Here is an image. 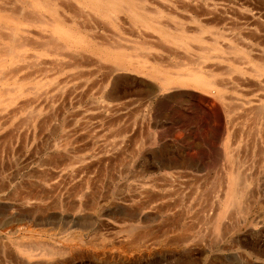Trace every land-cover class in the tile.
Wrapping results in <instances>:
<instances>
[{"label": "rangeland", "instance_id": "1", "mask_svg": "<svg viewBox=\"0 0 264 264\" xmlns=\"http://www.w3.org/2000/svg\"><path fill=\"white\" fill-rule=\"evenodd\" d=\"M131 1L148 29L126 13L121 28L95 14L76 24L109 43H146L149 69L215 71L224 100L192 85L163 91L144 70L112 80L117 64L98 60L6 72L3 87L26 94L0 111V264H264V0ZM168 36L185 43L162 44ZM233 173L238 203L227 202ZM26 229L62 250L71 233L84 242L30 256L14 240Z\"/></svg>", "mask_w": 264, "mask_h": 264}, {"label": "bare ground", "instance_id": "2", "mask_svg": "<svg viewBox=\"0 0 264 264\" xmlns=\"http://www.w3.org/2000/svg\"><path fill=\"white\" fill-rule=\"evenodd\" d=\"M136 7H135L134 2L131 0H0V65L2 64V67H3V70H1V72H0V85L2 86V87L0 86V111L6 110V113L9 112V110L7 111V109L14 104V100L16 99V96H22V95H24V93L26 94L25 88H24V91H22L23 88L21 89L20 86H18V87L16 86L15 88H12L11 91H10V89L8 91V89L6 87H3V84H1V83H2V81L6 82L5 76L7 74L5 75V73L8 72L10 74V76L12 74L15 75L14 72L16 73V70L18 67H20V65L21 66L23 65V67L27 66L26 67L27 69L35 68L37 66L38 67L42 66L43 63H46L45 60H48V59H46L47 57L52 60L51 63L55 66L54 68L61 69V71L64 70L67 65H70L72 67L73 71L75 69L83 71L82 69H85V68L88 69V66H91V64L93 63V60H98L99 62L104 61L106 63L112 62V63L117 64L116 65L117 68H115L113 71L109 70L110 71L109 73L113 77L112 80H115V75L118 73H121V72H129V73L130 72H133V73L137 72V73L143 74L142 72L144 70V71H148L152 76H162V79H163L162 82L164 84V86L162 88L163 91H168L170 93L171 91H174L175 88L176 89H178V87L180 88V86L183 87V86L192 85V86H195L197 88L209 90L213 93H216V96L221 101H223L224 100V97H223L224 94L222 95V93H224L223 88H225V87H223L217 81V78H215V77H217V75L214 73L215 71L212 72V70H211L209 73H207L208 74L207 76H209V77H206V76H203L204 71L202 73V71L200 72V70L196 68L193 70L194 71L199 70V72L198 71L190 72L189 69H186V67H185L186 65H183L184 67L182 65L180 66V68L183 67L184 72L182 74H178V75H169V73L166 74L167 72H165L162 68L160 69V68H156V67L151 66L152 68L150 67V69H149L148 65H147L148 67L143 66V65H145V63L147 64L148 61H151V60H149V58H147L149 56L146 55V52H148L152 48H150L148 45H146L145 42H144L145 44H143L141 46L134 44L135 46L129 45V47L128 46L126 47L125 46L126 44L123 43L124 46L122 45V39H121V41L115 40V42L109 43L110 41H107L108 40L107 36H109V35L105 36L107 39L106 40L104 38V35L102 37V36L96 34L95 31H94V34H90L89 32H93L92 29L90 31V30H87L86 27H85L86 29L79 28L84 23L85 24L86 23H92V21H91L92 19L90 18L91 16L89 14H93V15L95 14V15H97V17L99 16V18L101 19V21H103V23L107 22V23L113 25L114 28L115 27L121 28V27L125 26L124 24H126V22L123 21L119 15L121 13H126V14L130 15L131 17H133L135 20H137L138 21L137 23H141V24L145 25V27L148 29L147 22L142 21L143 19L141 18V15H140V11H141L140 9L141 8L139 9V7H138V9H137ZM155 11L157 12V14H158V12H160L157 9L153 10V12H155ZM156 12H155V14H156ZM85 16L89 17V19L86 18V19H88V22L84 21V23H82L80 26H78L76 24L77 19H82L83 17L85 18ZM84 18H83V20H84ZM70 23L72 25L76 26L80 32H81L80 29H82L83 32L88 35L89 39L84 37L83 35H81L82 32L80 33L77 30V28H76L77 31L76 30L73 31L72 30L73 28L71 29L72 26L70 28L69 27L65 28ZM79 23H81V22H79ZM154 23H159V22H154ZM93 25H95L94 30H97L100 28L102 29L101 23L99 24L96 20H95V24H93ZM93 25H91V26H93ZM158 25H160V24H158ZM185 32H186V30H185ZM138 35L143 36V33L138 34ZM139 38L144 40V38H146V37H144V38L139 37ZM195 39L200 40L199 37L195 38ZM160 40L163 42L162 44L171 43L174 45H179V43H181V44L185 43L184 42L185 39H183L181 36H179V37L168 36V37H165L164 39H160ZM132 42H133V40H132ZM134 43H135V41H134ZM95 45H98L100 47H105L108 50L107 51H105V50L98 51L94 48ZM157 45L158 44L156 43L153 46H157ZM182 46L184 48H186L185 44H183ZM180 47H181V45H180ZM214 47L217 48V46H214ZM214 47L211 49V51H213L214 49L217 51L219 50V48L216 49ZM205 49H207V47ZM208 50H210V49H208ZM30 51H34L35 55L32 54L33 52L30 54ZM155 51H157V50H155ZM202 51L204 52L205 50H202ZM221 51L222 50L220 48L219 52H221ZM231 51H233V50H231ZM157 52H155V54ZM223 52L225 53L224 50H223ZM233 52H235V51H233ZM233 52H232V54H236V55H237V53H239L237 50L235 53H233ZM151 53H154V52H151ZM144 54L147 57H145ZM142 55H144V58ZM158 56H159V53H158ZM219 57H221V56H219ZM140 58L142 60H138ZM206 58L207 57H205L204 59H206ZM207 59H209V58H207ZM212 59H214V58H212ZM190 60L192 62V59H190ZM135 61H137V62H135ZM140 61H142V62H140ZM158 61L159 60H157L156 57L154 60H152V62H154L155 64H157V63L159 64ZM63 63H65V64L68 63V64L64 67ZM70 66H68V67H70ZM143 67H147V68L143 69ZM177 67L178 66H176V68ZM48 69H50V68H48ZM21 71H23V70H21ZM29 71H28V73H29ZM98 71L100 72L101 68ZM187 71H189V72H187ZM19 72H20V70H19ZM63 72H65V71H63ZM28 73H27V75H28ZM36 73H39V72H36ZM90 75H91V73H90ZM24 83H25V79H24ZM4 84H6V83H4ZM41 85H43V84H41ZM35 87H36V85H35ZM38 87H39V85H38ZM5 88L7 89V91L5 90ZM9 88H11V87H9ZM18 89L19 90L21 89V91H19ZM17 90L20 93L18 92L19 95L14 96L15 94H12V93L17 91ZM29 90H30V88H29ZM35 91H37V90H35ZM31 92H32V90H31ZM4 93H9V95H10V97L7 99L4 97L6 100H3L4 98H2L4 96ZM33 94H34V92H33ZM22 98H23V96H22ZM3 105H5V106H3ZM1 108H3V109H1ZM224 108H225V106H224ZM226 108H228V107L226 106ZM226 108L224 109V111L226 110V113L228 112L227 114H229V111H228L229 108L228 109H226ZM7 114H9V113H7ZM0 115H1V113H0ZM248 119H251V118L249 117ZM230 177H231V180L229 181V185L231 186V189L229 191L230 196L227 198V202L228 203L229 202L238 203L240 200V197L234 193H238V186L241 185V179L242 178L238 173H236V174L233 173L230 175ZM241 186H243V185H241ZM240 194H243V192L241 191ZM83 236L84 235L80 232H77L74 234L71 233V234H69V236L67 238H64V239L58 238L57 242L63 243L64 244L63 246L65 249H70V250L74 249L75 250V248L77 249L84 242ZM14 238H16L14 240H16V244L18 243L19 249H21L22 251H26L28 254H29V252H31L32 249H35V251H40V253L44 254V256H46L48 258H54L57 256H61V255H63V253H65V251H64L65 249L62 250V248L59 249V248L48 245L45 242L41 241L40 237H38L37 233L34 232L32 229H28V230L26 229L25 235H23V236L17 235ZM30 256H32V255H30Z\"/></svg>", "mask_w": 264, "mask_h": 264}]
</instances>
